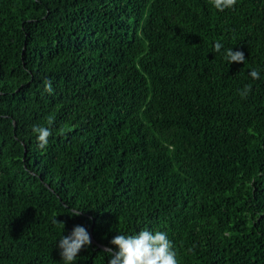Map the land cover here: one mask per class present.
Here are the masks:
<instances>
[{
    "label": "trees",
    "instance_id": "1",
    "mask_svg": "<svg viewBox=\"0 0 264 264\" xmlns=\"http://www.w3.org/2000/svg\"><path fill=\"white\" fill-rule=\"evenodd\" d=\"M75 226L73 264L141 230L177 264H264V0H0V264H64Z\"/></svg>",
    "mask_w": 264,
    "mask_h": 264
},
{
    "label": "clouds",
    "instance_id": "2",
    "mask_svg": "<svg viewBox=\"0 0 264 264\" xmlns=\"http://www.w3.org/2000/svg\"><path fill=\"white\" fill-rule=\"evenodd\" d=\"M212 6L220 12L233 8L237 0H210ZM223 48L222 43L215 42L213 49L219 53ZM227 64L232 62L244 63L245 56L241 51H232L227 49L224 54ZM248 75L257 80L260 77L258 70H251ZM44 90L48 93L52 92L51 82L46 81ZM251 91V86L246 85L242 90H238L242 98H246ZM52 118H49V123ZM33 133L36 134L37 146L40 149H46L48 138L51 136V129L43 126H33ZM81 211L73 209L70 216H79ZM54 223H59L56 219ZM111 244L118 247V251L112 255L111 249H106L111 258L108 264H177L176 252L173 250L172 242L168 239L165 232H151L149 230H141L137 235H121L118 234L111 241ZM91 244L88 231L83 226H75L68 236H61L58 247L60 256L64 264H73L76 261L78 253Z\"/></svg>",
    "mask_w": 264,
    "mask_h": 264
},
{
    "label": "water",
    "instance_id": "3",
    "mask_svg": "<svg viewBox=\"0 0 264 264\" xmlns=\"http://www.w3.org/2000/svg\"><path fill=\"white\" fill-rule=\"evenodd\" d=\"M91 239H93V236L91 235Z\"/></svg>",
    "mask_w": 264,
    "mask_h": 264
}]
</instances>
